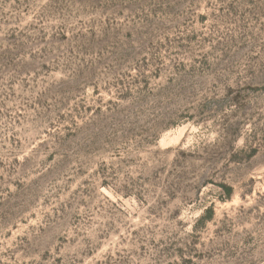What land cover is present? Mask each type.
Wrapping results in <instances>:
<instances>
[{"label": "rangeland", "instance_id": "1", "mask_svg": "<svg viewBox=\"0 0 264 264\" xmlns=\"http://www.w3.org/2000/svg\"><path fill=\"white\" fill-rule=\"evenodd\" d=\"M0 264H264V0H0Z\"/></svg>", "mask_w": 264, "mask_h": 264}]
</instances>
